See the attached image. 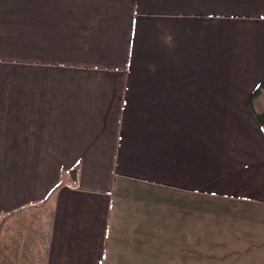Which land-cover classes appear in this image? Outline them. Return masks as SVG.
Segmentation results:
<instances>
[{
    "label": "crops",
    "instance_id": "obj_1",
    "mask_svg": "<svg viewBox=\"0 0 264 264\" xmlns=\"http://www.w3.org/2000/svg\"><path fill=\"white\" fill-rule=\"evenodd\" d=\"M263 80L264 0H0L3 263L264 264Z\"/></svg>",
    "mask_w": 264,
    "mask_h": 264
},
{
    "label": "trees",
    "instance_id": "obj_2",
    "mask_svg": "<svg viewBox=\"0 0 264 264\" xmlns=\"http://www.w3.org/2000/svg\"><path fill=\"white\" fill-rule=\"evenodd\" d=\"M249 107L253 115L255 116L256 121L258 122V124L262 128V131L264 132V80L261 81L252 91L249 99ZM32 206L35 205L25 206L17 210L16 212H20ZM16 212L11 213L10 215ZM4 246H5V242L0 238V254ZM3 262L4 259H2L0 256V264H4Z\"/></svg>",
    "mask_w": 264,
    "mask_h": 264
},
{
    "label": "rangeland",
    "instance_id": "obj_3",
    "mask_svg": "<svg viewBox=\"0 0 264 264\" xmlns=\"http://www.w3.org/2000/svg\"><path fill=\"white\" fill-rule=\"evenodd\" d=\"M18 259H19V258H18V257H17V255H16V260H17V263H16V264H18V263H19V262H18ZM20 259H21V258H20ZM21 260H22V259H21ZM19 264H20V263H19Z\"/></svg>",
    "mask_w": 264,
    "mask_h": 264
}]
</instances>
